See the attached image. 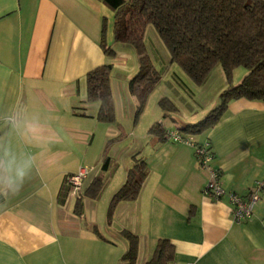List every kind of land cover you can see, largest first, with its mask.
I'll list each match as a JSON object with an SVG mask.
<instances>
[{
	"label": "crops",
	"instance_id": "obj_1",
	"mask_svg": "<svg viewBox=\"0 0 264 264\" xmlns=\"http://www.w3.org/2000/svg\"><path fill=\"white\" fill-rule=\"evenodd\" d=\"M114 21L115 11L103 0H0V150L36 157L22 189L0 195V264H119L128 248L121 231L137 237L135 264H145L160 240L172 246L166 264H264V189L251 217L234 223L227 198L215 201L202 194L209 174L199 168L193 149L149 133L158 122L170 130L201 120L227 87L221 68L213 99L206 103L187 98L181 79L176 88L169 85L170 94L151 100V118L135 147L122 154L121 165L100 152L98 171L81 184L85 189L93 177L103 178L95 200L71 192L66 177L90 166L94 141L106 145L120 131L114 122L97 121L98 103H85L86 74L116 56ZM103 39L114 57L103 53ZM245 74L239 72L232 84ZM128 81L124 93L133 98ZM109 85L115 108L111 78ZM161 98L177 112L164 116ZM193 138L209 146L224 190L247 199L264 177V101L229 102L216 124ZM105 157L109 166L102 171ZM136 159L148 169L140 193L108 215L110 200Z\"/></svg>",
	"mask_w": 264,
	"mask_h": 264
},
{
	"label": "trees",
	"instance_id": "obj_2",
	"mask_svg": "<svg viewBox=\"0 0 264 264\" xmlns=\"http://www.w3.org/2000/svg\"><path fill=\"white\" fill-rule=\"evenodd\" d=\"M115 11L114 43L134 48L139 69L128 81V91L137 101L135 115L143 109L148 95L155 89L158 77L145 55L143 36L151 25L169 54V61L178 65L195 85H203L215 67H220L227 87L219 95V103L201 120L178 131L191 136L213 127L229 102L238 99L264 101V0H103ZM102 33L104 34V27ZM107 57L114 51L101 42ZM243 68L246 74L238 84H232L233 71ZM112 64L90 70L86 76L85 103H98L97 121L111 124L115 120L110 90ZM158 107L164 116L177 112L168 98H161ZM165 129L160 122L149 130L161 140ZM209 148V147H208ZM210 151V148H209ZM212 154V153H211ZM109 166L104 158L102 171ZM148 169L142 159H136L128 169L123 185L112 196L108 215L120 202L137 199ZM104 186L102 177H93L83 196L95 200ZM78 201L75 213H80ZM121 235L128 241L126 253L119 264H135L137 237L127 231ZM172 260V246L158 241L151 258L145 264H166Z\"/></svg>",
	"mask_w": 264,
	"mask_h": 264
},
{
	"label": "rangeland",
	"instance_id": "obj_3",
	"mask_svg": "<svg viewBox=\"0 0 264 264\" xmlns=\"http://www.w3.org/2000/svg\"><path fill=\"white\" fill-rule=\"evenodd\" d=\"M143 44L145 48V55L153 66L157 77L158 85L152 93L148 95L150 99L147 100L144 104V109L136 116L137 101L136 99L126 97L124 93L125 82L131 79L138 72V57L133 47L128 45H116L112 49L115 51L116 56L112 62V71L110 78L113 81L116 95V106L114 108L115 120L113 126H117V130H120L115 134L116 136L112 137L107 141L106 145L103 144V141L95 140L90 147V153L88 156L90 166H79L77 171L73 172L72 175L78 174L81 168L87 170L88 173H96L98 171V163L100 159V152L103 150L106 151V156H108L113 162H117L121 165L123 160V153L128 149L131 150L134 146V141L138 140V135L142 127L147 124L150 120V113L152 112V102L155 97L162 93L170 94L171 91L169 85H173L175 88L177 85H180L181 79L187 88H182L184 94L187 98L195 100V102L206 103L207 101L213 99L215 94V88L217 87V81L215 78L216 70H220V67H215L210 74L211 77L203 85H195L187 77V75L182 71V69L169 61V54L162 43L161 39L157 35L155 29L148 25L145 28L143 36ZM122 46V47H121ZM239 72H246L243 68L239 67L233 71L232 79L236 78ZM143 123V124H142ZM142 124V125H141ZM114 133H116L114 131ZM104 145V146H103ZM103 146V147H102ZM103 148V149H102ZM119 153L121 156H119ZM79 161V160H78ZM78 161L74 163V167L78 164ZM100 163V162H99ZM73 167V168H74ZM72 169V168H71ZM75 169V168H74ZM90 175V174H89ZM85 182V180H84ZM84 185L81 187L80 192L84 191ZM109 189H106L104 192H108Z\"/></svg>",
	"mask_w": 264,
	"mask_h": 264
},
{
	"label": "built area",
	"instance_id": "obj_4",
	"mask_svg": "<svg viewBox=\"0 0 264 264\" xmlns=\"http://www.w3.org/2000/svg\"><path fill=\"white\" fill-rule=\"evenodd\" d=\"M164 137L173 143L184 144L193 149L195 159L201 170H205L209 174V180L202 189V194L211 200H220L227 198L230 204L231 217L234 223H242L249 219L253 212V207L259 199V192L264 189V177L257 181L247 199L232 193L226 192L220 183V173L212 167V154L207 144L197 143L193 136L184 134L177 129L166 130ZM87 170L81 168L76 175L66 177V182L71 192L80 191L82 181L86 178Z\"/></svg>",
	"mask_w": 264,
	"mask_h": 264
},
{
	"label": "clouds",
	"instance_id": "obj_5",
	"mask_svg": "<svg viewBox=\"0 0 264 264\" xmlns=\"http://www.w3.org/2000/svg\"><path fill=\"white\" fill-rule=\"evenodd\" d=\"M13 128L18 127L10 118ZM36 165V157L29 153H17L10 148L0 150V195H16L29 179Z\"/></svg>",
	"mask_w": 264,
	"mask_h": 264
}]
</instances>
